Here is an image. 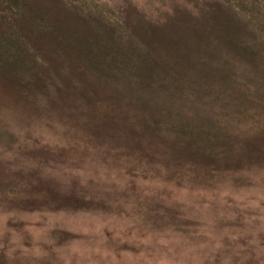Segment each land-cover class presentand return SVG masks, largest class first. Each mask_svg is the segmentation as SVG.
<instances>
[{"label":"trees","instance_id":"16d2710c","mask_svg":"<svg viewBox=\"0 0 264 264\" xmlns=\"http://www.w3.org/2000/svg\"><path fill=\"white\" fill-rule=\"evenodd\" d=\"M161 2L0 0V96L114 128V150L170 179L264 162V0ZM48 187L0 163V203L92 207Z\"/></svg>","mask_w":264,"mask_h":264},{"label":"rangeland","instance_id":"374dc122","mask_svg":"<svg viewBox=\"0 0 264 264\" xmlns=\"http://www.w3.org/2000/svg\"><path fill=\"white\" fill-rule=\"evenodd\" d=\"M76 114L62 120L0 96V128L15 138L0 140L5 171L92 203L56 211L0 203V264H264V162L170 179L114 150V128L78 129Z\"/></svg>","mask_w":264,"mask_h":264}]
</instances>
